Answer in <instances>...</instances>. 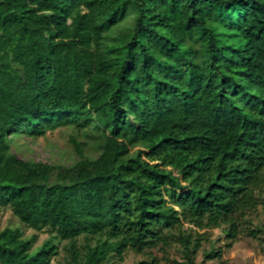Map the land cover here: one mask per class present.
<instances>
[{
	"label": "trees",
	"instance_id": "16d2710c",
	"mask_svg": "<svg viewBox=\"0 0 264 264\" xmlns=\"http://www.w3.org/2000/svg\"><path fill=\"white\" fill-rule=\"evenodd\" d=\"M66 127L86 138L71 165L13 151ZM260 207L264 0H0V208L52 234L34 249L5 229L0 264H52L63 243V264L175 245L205 264L210 230L264 235Z\"/></svg>",
	"mask_w": 264,
	"mask_h": 264
},
{
	"label": "rangeland",
	"instance_id": "374dc122",
	"mask_svg": "<svg viewBox=\"0 0 264 264\" xmlns=\"http://www.w3.org/2000/svg\"><path fill=\"white\" fill-rule=\"evenodd\" d=\"M133 22L130 18L128 24ZM72 139L79 142H84L86 138L73 127L58 128L51 130L44 137L29 138L24 135H19L13 139V151L15 154L24 160H34L50 162L53 164L71 165L78 160V155L72 144ZM89 155H95L94 148H88L86 151ZM264 220V214L260 207L257 212L251 215L250 224L252 228L259 225ZM7 228L20 229L25 238L33 240V247L38 248L46 240L52 237V234L47 231H35L24 225L18 217H16L10 208H0V232ZM205 231H199L202 235ZM211 241H204V248L209 249L211 244L216 249L221 250L222 256L220 259L213 261L206 260L200 252L198 261H205V264H264V235L260 238L241 235L239 239L231 246H227V241L220 229L210 230L206 235ZM58 244V243H57ZM66 243L59 245V255L56 256L52 264H63L65 258L64 246ZM153 255L159 259L160 264H182L184 262L183 255L178 246H172L165 250H156ZM147 255L127 253L124 262L115 261L112 264H136L144 260Z\"/></svg>",
	"mask_w": 264,
	"mask_h": 264
}]
</instances>
